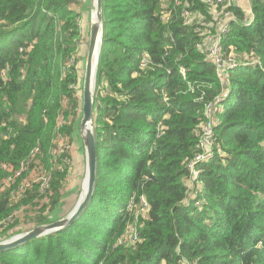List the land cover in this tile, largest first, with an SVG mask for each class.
<instances>
[{"label": "trees", "instance_id": "trees-1", "mask_svg": "<svg viewBox=\"0 0 264 264\" xmlns=\"http://www.w3.org/2000/svg\"><path fill=\"white\" fill-rule=\"evenodd\" d=\"M250 1L254 22H232L221 41L225 56L242 61L230 71L195 192L187 162L198 152L205 103L222 91L197 47L209 8L200 0H105L96 192L72 225L0 252V264H264V0ZM75 4L0 0V234L44 221L69 183L70 154L56 149L60 139L73 142L78 107ZM184 8L203 20L184 24ZM144 53L152 61L145 69ZM128 233L135 241H123Z\"/></svg>", "mask_w": 264, "mask_h": 264}, {"label": "water", "instance_id": "water-1", "mask_svg": "<svg viewBox=\"0 0 264 264\" xmlns=\"http://www.w3.org/2000/svg\"><path fill=\"white\" fill-rule=\"evenodd\" d=\"M82 21L83 52L77 68V115L73 124L74 167L76 182L53 212L42 222L13 226L0 234V252L48 237L72 225L86 210L96 192L99 155L96 121L100 105V81L105 46V0H76ZM69 175V176H70Z\"/></svg>", "mask_w": 264, "mask_h": 264}, {"label": "built area", "instance_id": "built-area-1", "mask_svg": "<svg viewBox=\"0 0 264 264\" xmlns=\"http://www.w3.org/2000/svg\"><path fill=\"white\" fill-rule=\"evenodd\" d=\"M202 3L207 5L209 8V13L212 16L210 22H205L207 29L205 27H197L196 30L204 36L203 42H198L197 47L205 51L207 53L208 58L213 62L215 71L220 79L222 91L214 100L205 103L204 107V115L205 120L200 125V134H199V142H198V152L195 155L193 160L194 162H204L208 161L213 155V147L215 142V130L214 127L219 122V114L224 109L223 100L228 97L229 93V77L230 71L233 67H235L238 62H241L242 58H240L237 54L230 53L228 56L222 53L221 49V41L223 36L229 31L230 25L232 22H239L242 25H251L254 21V15L251 12L245 14L244 17H239L232 10L229 9L231 4L237 5L238 2L235 0H200ZM176 3H179V0H176ZM188 5V3H186ZM163 11L161 14V20L163 22H169L172 19V11L170 9V5L164 2ZM184 18V24L192 23V13L187 8H184L182 12ZM198 18L203 20V16L198 14ZM170 35V33H167ZM245 60V59H243ZM151 59L149 58L147 53L143 54L141 66L143 69L147 68ZM258 59H253L251 63H258ZM248 63V62H246ZM183 74H185V70L182 69ZM165 100L166 94L164 93ZM68 140V139H67ZM64 139H60L56 152H67L66 148L70 145V141ZM62 145V146H61ZM38 150V149H36ZM66 164L71 163V158L68 157L65 159ZM191 160L187 162V167L190 172V180H195L199 173V169L193 167ZM19 173V172H18ZM46 181H44L45 183ZM199 204V203H197ZM14 221V217H9L4 220L5 223H10ZM129 239L134 240V236L130 235ZM128 238H125L123 241H126ZM136 239V238H135Z\"/></svg>", "mask_w": 264, "mask_h": 264}, {"label": "rangeland", "instance_id": "rangeland-1", "mask_svg": "<svg viewBox=\"0 0 264 264\" xmlns=\"http://www.w3.org/2000/svg\"><path fill=\"white\" fill-rule=\"evenodd\" d=\"M235 1H237L238 3H242L243 5H244V7H245V12L246 13H248V11L249 12H251L250 10H247L248 9V7H249V3H251V1L250 0H235ZM237 5H239V4H237ZM79 7V4H75V8H78ZM198 17V15L197 14H195V15H193L192 14V21L195 19V18H197ZM80 25H81V28L83 27L82 26V21H80ZM82 46H83V44L80 42V45H79V47H78V51H77V54H76V56H77V64H76V70H77V68L79 67V61H80V54H81V52H83V49H81L82 48ZM76 95H77V92H76ZM76 115H77V112H76ZM76 115H75V119H76ZM71 119H72V117H70V119L68 120V123H70L71 122ZM65 121V117L62 115L61 116V118H59L58 119V124H59V126L61 125V124H63V122ZM67 121V120H66ZM67 137V136H66ZM66 139H68L69 141H70V139L69 138H66ZM62 146V145H61ZM74 148H75V146H74V143L71 141V143H70V145H68L67 146V148H66V151H68V153L70 154V158H71V163H70V172H71V170L73 171V167H74V163H73V160H74V156H76V154H75V151H74ZM71 173H69V175H70ZM75 182H76V177H75V171H74V173L72 174V175H70L69 176V183H68V186H67V188H66V190L68 191V190H70L71 189V187L75 184ZM197 181H193V180H190V178H189V180L187 181V186L190 188V190H193V191H195V192H198V190H200V184L199 183H196ZM23 217H24V215H22L21 217H20V219H23ZM132 233H135V234H137V230H136V228L135 227H133L132 229ZM131 233V234H132ZM130 233H128V239H129V237H131V236H129V235H131ZM127 239V240H128ZM131 240V239H130ZM133 241H135V240H133Z\"/></svg>", "mask_w": 264, "mask_h": 264}, {"label": "crops", "instance_id": "crops-1", "mask_svg": "<svg viewBox=\"0 0 264 264\" xmlns=\"http://www.w3.org/2000/svg\"><path fill=\"white\" fill-rule=\"evenodd\" d=\"M239 5L238 6H241V8H243L244 10H246L245 9V7H244V5L240 2V3H238ZM251 9V3H249V7H248V9L247 10H250ZM251 11V10H250ZM249 12V11H248Z\"/></svg>", "mask_w": 264, "mask_h": 264}, {"label": "bare ground", "instance_id": "bare-ground-1", "mask_svg": "<svg viewBox=\"0 0 264 264\" xmlns=\"http://www.w3.org/2000/svg\"><path fill=\"white\" fill-rule=\"evenodd\" d=\"M254 19H255V17H254ZM253 22H254V21H253ZM253 22H252V23H253ZM252 23H251V24H252ZM191 162H192L191 165H192L193 167H196V166H197V163H198V162H194V163H193V160H191Z\"/></svg>", "mask_w": 264, "mask_h": 264}]
</instances>
